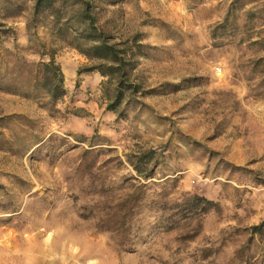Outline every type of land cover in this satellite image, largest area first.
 Segmentation results:
<instances>
[{"label": "rangeland", "instance_id": "1", "mask_svg": "<svg viewBox=\"0 0 264 264\" xmlns=\"http://www.w3.org/2000/svg\"><path fill=\"white\" fill-rule=\"evenodd\" d=\"M35 3L0 0V264H264V0L100 2L110 78Z\"/></svg>", "mask_w": 264, "mask_h": 264}, {"label": "trees", "instance_id": "2", "mask_svg": "<svg viewBox=\"0 0 264 264\" xmlns=\"http://www.w3.org/2000/svg\"><path fill=\"white\" fill-rule=\"evenodd\" d=\"M107 0H74L73 10L69 17L65 20L63 25L72 27L77 33L76 39L78 43L75 47L80 53L85 55L91 60H95V63L86 68V71H98L105 77L122 76L125 77L128 74L127 69V57L128 52L125 49L118 47L119 43H113L110 40V36L97 26V16L94 12L100 2H106ZM56 0H36L34 15L46 12L48 10H54L56 18L60 17V10L55 8ZM71 27V28H72ZM48 62H39V71L44 72L43 85L51 93L54 98H61L66 94L64 88V74L61 71L60 66L55 61V55H50ZM82 70H79L81 73ZM134 90V86H131ZM125 96V88L122 82H118L115 88V100L109 103V109L116 110ZM151 153V151H150ZM151 162V156L149 153H145L138 157L137 164L133 163L135 170L144 177L149 176V171H146L149 163ZM132 197V196H131ZM193 201L196 207L201 210H208L215 204L214 201L207 199L201 195H194ZM133 209H125L123 217L126 218L131 214Z\"/></svg>", "mask_w": 264, "mask_h": 264}]
</instances>
